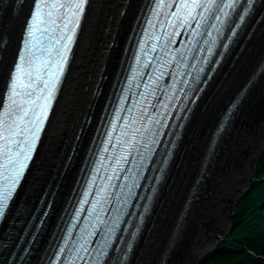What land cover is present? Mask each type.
<instances>
[{"label":"snow or ice","instance_id":"6c2138e0","mask_svg":"<svg viewBox=\"0 0 264 264\" xmlns=\"http://www.w3.org/2000/svg\"><path fill=\"white\" fill-rule=\"evenodd\" d=\"M256 3L257 0H152V7L145 24L151 29L159 28V34L148 33L145 29L142 35L147 34L151 40L155 41L150 51L157 55L145 62L143 68L149 69L151 60H157L158 71L155 75L151 71L147 73V80L150 83L144 84L145 91L141 92L140 96L149 105H152V101L148 99L149 94L156 98L157 105L162 103L158 92L164 85H161L160 81L166 76L174 79L177 75V72L168 71V69L173 65L177 69L181 66L195 68L196 63L201 62L199 54H204L202 58L204 65L213 66L208 69V72L214 71V66L220 62L219 57L223 55V52H218L217 49L227 50L232 38L238 34V30L253 13ZM89 4L90 0H33L32 2L16 62L9 75L3 101H0V226L7 219L11 203L14 202L15 194L41 139L63 83ZM6 43L4 37L0 36V46ZM147 44V40L137 42L138 49L145 56L148 55L147 51H144ZM182 48L188 53L191 61L196 63L188 62L185 51H181ZM134 60L139 63L140 56L134 55ZM205 70V67L199 68L197 74L192 77L193 84L201 82L200 73H204ZM137 74L146 75L143 71ZM179 75L183 77L186 73L180 72ZM187 75L192 76V73L188 72ZM182 82L189 83L188 80ZM204 82L206 83V80ZM167 87L175 88L173 84H167ZM121 91L123 92V89ZM164 107L167 109L166 104ZM119 110L123 111V108L120 107ZM144 112H147V108ZM115 118L120 119L119 115ZM160 123L161 121L154 116H149L148 123L143 125V130L133 129L131 139L122 140L121 137H117V142L126 143L128 150L126 154L118 156L115 160L119 173L116 168H113L114 175H109L107 180L109 182L114 178L119 180L121 173H130V175H123V179L128 181L127 185L110 183L108 186L120 189L126 187L127 191L113 194L107 192L108 186L102 189L106 192V196L91 202V208L85 218L87 220L88 217L95 216L92 229L89 230L88 224L85 223L80 229V237L73 239V229L77 227L81 213L85 212L83 205L89 202L88 197L92 193L91 183H94L96 179L95 175H92L89 185L81 194L82 198L78 201V207L73 212V219L76 222L65 229L66 235L61 238L63 244L57 245L48 264H75L76 260L81 261L82 264H89L90 260L92 264H107L112 260L110 250L121 253L122 255L116 258V264H124L127 251H131L132 245L127 244V251L120 247L125 241L118 233L128 231L127 227L121 229L120 225L131 224V220L125 221L124 216L135 215L125 210L131 204L133 197L151 200V196L137 197L133 189L141 187L140 180H151L142 173L146 167L145 160L151 155L149 143H157V141L149 140L143 143L145 152L140 154L141 159L136 161L132 158L131 160L135 171L132 167L125 166L130 163L132 150L142 143L141 140H137V134L144 137L145 132H152L149 125ZM109 126L113 131L115 130L111 122ZM104 135L111 142L112 136L107 132ZM122 136H127L123 130ZM104 150L107 151V148ZM156 182H159L158 178ZM151 191L155 192V187ZM114 201L124 205L125 209L116 208L118 215L111 217L109 223L103 219V214L109 212L104 205H111ZM135 207L140 205L136 204ZM144 210L147 211L146 205ZM47 216L48 211H44L43 216L39 218V223L34 225L35 232L29 234L31 239L26 243L31 244L37 239V233L45 222L44 217ZM139 218L142 220L143 216ZM130 235L134 240L136 232ZM69 243L71 248L68 247ZM68 252L74 253L71 260L66 258ZM93 253H95L94 256Z\"/></svg>","mask_w":264,"mask_h":264},{"label":"bare ground","instance_id":"6f19581e","mask_svg":"<svg viewBox=\"0 0 264 264\" xmlns=\"http://www.w3.org/2000/svg\"><path fill=\"white\" fill-rule=\"evenodd\" d=\"M137 1L91 0L86 20L82 26V33L78 44L79 48L77 49L78 51L76 50L77 52L63 83L62 93L48 129L46 140L38 154L33 172L26 180L24 188L19 192L20 200L15 204L18 207V204L23 199L30 202L32 200L31 195L35 198V194L39 195L46 188H48V195L55 189L54 211L49 215L46 224L42 225L37 239L24 256L22 262L25 264H31L40 249L48 232L53 214L61 201V197L64 195L67 184L70 182V177L73 170H75L84 142L89 135L92 125L95 123L97 110L102 104L106 86L113 74L121 40L126 29H128L131 14ZM262 2V5L257 8L256 15L260 13L263 7L264 0ZM25 3L26 0H22L15 16L12 18L10 15L13 14L9 10H11L10 7L13 5V0L0 2V36L7 39V43L0 46L1 84L4 82L6 76L8 56L14 44L17 27H19L22 21ZM242 42L243 36L231 51L229 63L227 62V65H223L222 69L220 68L221 70L219 69L220 73L218 72L213 78L214 80L210 82L184 127L180 146H183L186 142L185 147L187 145L191 146L189 159L194 150L195 142L201 136V130L207 128L211 118L214 116L213 112L218 109L219 100L221 98L225 100L230 95L233 96L245 83L249 73L255 68L264 54V14L252 34L244 40L242 49L235 55ZM254 54L257 55L253 59L254 66L250 69L251 58ZM247 70L250 71L248 72ZM242 73L243 76L241 75ZM240 77L241 80L238 82ZM96 84L98 88L100 87L99 91L98 89H94ZM235 86L237 87L235 88ZM232 88H235V91L228 93ZM85 113L92 114L90 121L86 122L84 119ZM80 125L82 127L79 133ZM245 126V123L235 124L234 129L236 131L233 137L228 139V141L226 139L222 141L223 148L220 149L219 147L217 163L214 173L211 175V178L212 176L215 177L214 184L208 183V186L205 187L206 197L202 199L203 202L197 206V211H195V214L193 213L190 221L181 224L178 236L174 240L173 246L169 249V257L166 260L167 264H188L187 262H189L190 258L198 257L214 240L216 229L212 226H216L217 223L220 224L221 218H218L219 222L217 217L222 214L224 207L228 206L230 201L228 197H231L236 192L234 191V187L238 183L234 182V180L239 179L242 175L239 172L240 168H238V165L244 161L247 162L250 155L254 156L251 153L248 156H244L247 148L244 152L237 145L246 133L247 129H244ZM235 137H237L236 141L226 151L228 143ZM74 144L75 149L68 160L69 153ZM227 153L231 155V159L229 160H225L224 158ZM226 171L229 174L228 178H226ZM189 176L190 173H187L185 169L177 172L168 197L159 206L150 228H148L149 224L144 228L126 264H155L160 259L164 247L161 246L162 239L167 229L169 227L171 229L173 226V224H168V221L171 209L174 207V200L178 195L180 186L183 184V180L184 184L188 183V187L193 183L194 177L189 181ZM185 197L181 198V204ZM46 199H43V203ZM190 224H198L197 229L191 230ZM11 225L14 227L19 226V224ZM5 229L6 227L1 230ZM1 234L4 239L8 238V241L4 244L0 243V255L7 250L8 244H12L11 240L18 237L19 229L17 228L16 231L11 232L10 228ZM182 247L186 248L183 253ZM18 249L20 250V248Z\"/></svg>","mask_w":264,"mask_h":264},{"label":"trees","instance_id":"16d2710c","mask_svg":"<svg viewBox=\"0 0 264 264\" xmlns=\"http://www.w3.org/2000/svg\"><path fill=\"white\" fill-rule=\"evenodd\" d=\"M225 238L197 264H264V152Z\"/></svg>","mask_w":264,"mask_h":264},{"label":"water","instance_id":"95a60500","mask_svg":"<svg viewBox=\"0 0 264 264\" xmlns=\"http://www.w3.org/2000/svg\"><path fill=\"white\" fill-rule=\"evenodd\" d=\"M261 89L264 90V86L262 84L263 80V75L261 78ZM259 108H261V106H259ZM263 111H264V106H263ZM260 121L256 124V126L253 128L252 131H250L247 135H245L243 137L242 141H239L237 143L238 147H240L241 149H243V151L245 152V149L247 148V152L246 154L244 153V156H248L251 154H254V156L252 157L251 155L248 158V161H244L242 163H240L238 165V168H240L239 172H241V176L239 179L234 180V182L238 183L237 186L234 187V191L235 192V197L236 198L241 192H243V190L247 189L250 186V183L253 179L254 176V172H255V164L257 161V157L258 154L261 150V148L264 146V119L263 116L259 117ZM231 146H229L228 148H226V151H228V149ZM219 154V153H218ZM217 155H214L212 157V162H211V167H212V173H214V168L216 166L217 163ZM225 160H229L231 159V155L229 153L226 154V156L224 157ZM229 177L228 172L226 171V178ZM229 198V197H228ZM235 199L233 200V202L227 206L224 207V212L222 213L223 216L227 217V221L228 224H217L216 226H213V228L216 229V232L218 233V239H223L224 235L228 232V229L230 227L231 224V216H232V207L234 205ZM191 257V255H190ZM200 257V255H199ZM198 258H196L195 260L192 258H190L189 262H187L188 264H196Z\"/></svg>","mask_w":264,"mask_h":264},{"label":"rangeland","instance_id":"374dc122","mask_svg":"<svg viewBox=\"0 0 264 264\" xmlns=\"http://www.w3.org/2000/svg\"><path fill=\"white\" fill-rule=\"evenodd\" d=\"M138 2V1H137ZM90 4H91V0H90ZM89 4V5H90ZM10 9H11V7H10ZM88 10H89V7H88ZM9 12H10V10H9ZM10 17H11V15H10ZM13 18V17H12ZM12 20V19H11ZM80 40V39H79ZM79 44V43H78ZM77 44V45H78ZM77 49L79 48V47H76ZM121 49V48H120ZM78 51V50H77ZM76 50H75V54H76V52H77ZM120 51V50H119ZM258 53V52H257ZM74 54V55H75ZM119 54H120V52H119ZM256 55L257 54H254L253 56H252V60H251V62H250V69H252V66H253V59H255V57H256ZM252 65V66H251ZM248 72L250 71V70H247ZM244 73V72H243ZM243 73L241 74L242 76H243ZM241 80V77L239 78V80H238V82ZM237 82V83H238ZM237 86H235V88H236ZM233 89V88H232ZM231 91H233V90H231ZM231 91H229V92H231ZM59 98H60V95H59ZM59 98H58V100H59ZM57 104H58V101H57ZM219 104H222V99L219 101ZM57 106V105H56ZM220 106V105H219ZM56 108L57 107H55V110H54V113H53V115H52V117H51V120H50V122H49V125H48V127H50V125H51V122H52V120H53V117H54V115H55V112H56ZM247 116V115H246ZM248 116H251V117H246V119H244L245 120V123H246V127H245V129H251L252 127H253V124L255 123L254 121H253V118L254 117H252L253 115H251L250 113H248ZM239 119V118H238ZM237 119V120H238ZM47 127V130H46V132H45V136H44V138H43V141H42V144H41V148H42V145L44 144V141L46 140V135H47V132H48V128ZM230 131V130H229ZM203 132H204V130H203ZM231 134H232V131L230 132ZM202 135H203V133H202ZM202 135H201V137H202ZM232 136V135H231ZM87 140V139H86ZM86 142V141H85ZM85 144V143H84ZM41 148H40V150H39V152L41 151ZM194 153L192 154V156L190 157V160H189V166H186L185 167V169H186V172L187 173H190V178L194 175V173H195V170H196V164H197V160H198V157H199V151H200V146H199V143L197 144V148H195L194 150ZM35 164V163H34ZM34 164H33V166H34ZM31 167V169H30V172H29V176H30V173H32L33 172V170H34V168H35V166L34 167ZM75 172V171H74ZM73 174V173H72ZM74 175V174H73ZM72 176V175H71ZM72 178H73V176H72ZM28 179V178H27ZM70 180H71V177H70ZM187 185H188V183H185L184 185H182L181 187H180V189H179V192H178V195L176 196V198H175V200H174V207H172V209H171V212H170V216H169V221H168V224H172V221H173V219H174V216L176 215V213H177V211H178V208H179V205H180V200H181V197L183 196V194H184V192L187 190ZM69 187V184H67V187L66 188H68ZM167 195H168V193H167ZM13 210H14V207L12 208ZM13 212V211H12ZM11 212V215H14L13 213ZM195 220V219H194ZM192 222H194V221H192ZM20 225V224H19ZM6 227V229L5 230H1L0 231V233H2V232H4V231H8L10 228H11V232H14V231H16L17 230V228L18 227H14V226H12L11 224H4L3 225V227L1 228V229H3V228H5ZM189 227H190V229L191 230H196L197 229V227H198V224H190L189 225ZM169 231H170V227H169V229H167V231L165 232V235H164V237H163V239H162V242H161V246H164V243H165V240H166V238H167V236H168V234H169ZM48 232H49V230H48ZM48 232L46 233V234H48ZM210 234V233H209ZM19 235H20V232H19ZM18 235V236H19ZM47 236V235H46ZM46 236H45V238H46ZM0 238H1V241H0V243H6L7 241H8V238H3V235H1L0 234ZM45 240V239H44ZM44 240H43V242L42 243H44ZM3 241V242H2ZM25 241V239L21 242V245L23 244V242ZM11 242H13V240H11ZM10 244H8V246H9ZM43 245V244H42ZM8 246H7V248H8ZM182 249V253L184 252V249H186L185 247H182L181 248Z\"/></svg>","mask_w":264,"mask_h":264}]
</instances>
